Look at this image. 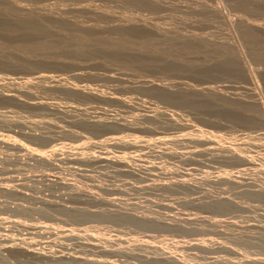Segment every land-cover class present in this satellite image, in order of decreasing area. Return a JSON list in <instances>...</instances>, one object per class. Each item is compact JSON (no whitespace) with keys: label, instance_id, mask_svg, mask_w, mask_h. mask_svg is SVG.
<instances>
[{"label":"rangeland","instance_id":"374dc122","mask_svg":"<svg viewBox=\"0 0 264 264\" xmlns=\"http://www.w3.org/2000/svg\"><path fill=\"white\" fill-rule=\"evenodd\" d=\"M0 264H264V0H0Z\"/></svg>","mask_w":264,"mask_h":264},{"label":"bare ground","instance_id":"6f19581e","mask_svg":"<svg viewBox=\"0 0 264 264\" xmlns=\"http://www.w3.org/2000/svg\"><path fill=\"white\" fill-rule=\"evenodd\" d=\"M178 260V259H177ZM173 261H176L175 259ZM179 261V260H178ZM176 263V262H175Z\"/></svg>","mask_w":264,"mask_h":264}]
</instances>
